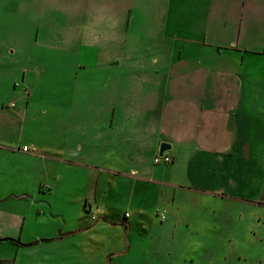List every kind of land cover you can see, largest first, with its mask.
<instances>
[{
	"label": "crops",
	"instance_id": "1",
	"mask_svg": "<svg viewBox=\"0 0 264 264\" xmlns=\"http://www.w3.org/2000/svg\"><path fill=\"white\" fill-rule=\"evenodd\" d=\"M47 9L50 0H33L7 14L46 18ZM62 14L69 27L79 19L78 43L98 50L106 73L82 125L88 138L74 140L67 158H43L23 138L27 120L49 114L32 105L37 65L11 61L38 43L20 21L0 22L9 32L0 35H14L0 43V264L17 241L33 244L28 264H55L89 229L106 239L125 226L123 254L132 253L146 240L132 243L141 225L166 232L171 244L189 242L212 226L236 227L231 211L264 207V0H78L76 12ZM162 143L172 146L171 162L157 165Z\"/></svg>",
	"mask_w": 264,
	"mask_h": 264
},
{
	"label": "rangeland",
	"instance_id": "2",
	"mask_svg": "<svg viewBox=\"0 0 264 264\" xmlns=\"http://www.w3.org/2000/svg\"><path fill=\"white\" fill-rule=\"evenodd\" d=\"M30 1L33 0L0 3V22L8 26V23L15 25L20 21L22 29L16 27L30 34L38 43V47L33 51L23 49L21 52H15L11 61L17 62L21 56V67L28 68V71L31 68L34 70L37 65L40 72L33 76L29 74L36 82L34 84L36 94L32 105L36 107L34 105L41 104L49 114L48 117L39 116L36 121L27 120L26 124L22 125L23 138L26 143L38 145L43 158H67L70 146H73L75 141L84 143L88 138L87 132L82 130V125L85 118L90 116L89 108H96V105L92 106V104L95 103L93 96L97 80L100 77L101 82L102 75L106 73H102L97 67L98 50L82 49L81 44L78 43L79 19L72 18V24L69 27L70 18H64L62 14L63 10L76 12L78 0H50L54 9H47L50 11L46 18L38 16L33 10L26 12L23 20L17 15L7 14L8 9L15 7L18 10L20 6L24 7ZM39 1L45 2V0ZM55 10L59 15L55 13ZM7 33L9 32L5 31L0 34ZM19 37L20 35L15 36V38ZM12 38L14 35H0V43L10 44L14 42V40L11 41ZM39 42L44 43L40 45ZM48 44L52 46L45 47ZM152 56L153 52L149 57ZM8 68H10L9 63ZM41 77L43 78L40 79ZM20 78L17 80L21 83ZM11 81L10 78L3 80L6 84ZM109 105L111 106L110 100H105V106ZM241 208L235 213L231 211L233 217L235 216L234 220L238 221L234 224L236 227L233 225H227L225 228L212 226L205 231V238L202 236L189 242L185 239L179 242L177 239L176 243L171 244L166 241V232L162 234L154 225L149 224H147L148 231H145L141 225L142 229L133 231L132 243H135V238L139 236L147 240L149 234L152 236V242L145 240L141 246L138 243L134 244L132 253L125 250L123 254L129 233V229L125 226L119 230H110L106 234V239L89 229L90 233L74 236L76 242L69 243L70 249L67 255L60 256L66 259H57L55 264H264V207L248 205ZM64 211L66 217L68 210ZM69 212L75 218L78 217L76 210ZM114 213L118 212L114 211ZM160 213V215L166 214L164 210ZM149 214L146 212L145 224ZM158 218L155 216V221ZM152 229L154 231L151 233ZM214 230L223 232H219L216 237ZM102 235L105 236V233ZM33 236L34 232L28 226L26 238L32 239ZM105 240H112L114 244H109ZM21 243L15 244L19 247L14 246L11 250H7L12 254V258L4 261L6 264H16L19 250L21 251L19 264H28L32 257H36L27 250L33 244ZM44 248L46 247L41 246L32 252L36 253Z\"/></svg>",
	"mask_w": 264,
	"mask_h": 264
},
{
	"label": "built area",
	"instance_id": "3",
	"mask_svg": "<svg viewBox=\"0 0 264 264\" xmlns=\"http://www.w3.org/2000/svg\"><path fill=\"white\" fill-rule=\"evenodd\" d=\"M23 151L28 152V151H29V147H28V146L23 147ZM154 161H155V163H156L157 165L162 164V163H166V164H167V163H170V162H171V158L168 157V156H166V155L160 156V155L158 154V155L155 157ZM96 214H97V211H95L94 219H96ZM128 216H129V215L127 214V217H128Z\"/></svg>",
	"mask_w": 264,
	"mask_h": 264
},
{
	"label": "water",
	"instance_id": "4",
	"mask_svg": "<svg viewBox=\"0 0 264 264\" xmlns=\"http://www.w3.org/2000/svg\"><path fill=\"white\" fill-rule=\"evenodd\" d=\"M172 146L168 143H162L160 146L159 155L163 156L167 151L171 150Z\"/></svg>",
	"mask_w": 264,
	"mask_h": 264
},
{
	"label": "trees",
	"instance_id": "5",
	"mask_svg": "<svg viewBox=\"0 0 264 264\" xmlns=\"http://www.w3.org/2000/svg\"><path fill=\"white\" fill-rule=\"evenodd\" d=\"M8 240H10V239H8ZM0 241H1V239H0ZM17 244H22L20 241H17ZM2 264H6V262H2Z\"/></svg>",
	"mask_w": 264,
	"mask_h": 264
},
{
	"label": "bare ground",
	"instance_id": "6",
	"mask_svg": "<svg viewBox=\"0 0 264 264\" xmlns=\"http://www.w3.org/2000/svg\"><path fill=\"white\" fill-rule=\"evenodd\" d=\"M165 155V154H164Z\"/></svg>",
	"mask_w": 264,
	"mask_h": 264
}]
</instances>
